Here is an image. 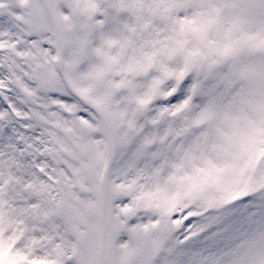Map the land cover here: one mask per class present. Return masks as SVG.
I'll list each match as a JSON object with an SVG mask.
<instances>
[{"label": "snow or ice", "instance_id": "snow-or-ice-1", "mask_svg": "<svg viewBox=\"0 0 264 264\" xmlns=\"http://www.w3.org/2000/svg\"><path fill=\"white\" fill-rule=\"evenodd\" d=\"M0 264H264V0H0Z\"/></svg>", "mask_w": 264, "mask_h": 264}]
</instances>
